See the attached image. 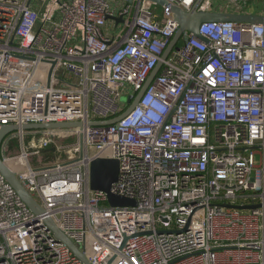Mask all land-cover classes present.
<instances>
[{
    "label": "built area",
    "instance_id": "2783aa9c",
    "mask_svg": "<svg viewBox=\"0 0 264 264\" xmlns=\"http://www.w3.org/2000/svg\"><path fill=\"white\" fill-rule=\"evenodd\" d=\"M167 2L159 15L148 0H0V128L84 123L62 161L30 163L51 130L2 155L43 213L0 172V264H83L48 219L91 264H264V25L203 23L164 59L171 6L197 0ZM159 65L127 116L87 125L124 113ZM99 158L118 161L111 193L135 206L91 189Z\"/></svg>",
    "mask_w": 264,
    "mask_h": 264
},
{
    "label": "water",
    "instance_id": "95a60500",
    "mask_svg": "<svg viewBox=\"0 0 264 264\" xmlns=\"http://www.w3.org/2000/svg\"><path fill=\"white\" fill-rule=\"evenodd\" d=\"M161 7H170L167 0H148ZM206 0H197L196 4L190 11H184L180 7L171 6L174 13L175 20L179 24V29L167 47L163 57L166 59L173 49L178 48L179 41L186 33H191L194 36L200 37V27L206 22H234L264 25V15H254L245 13H227L216 11H202L201 7ZM109 20H114L117 24L124 22L122 18L110 17ZM160 65L152 72L149 80L144 88L137 94L133 101H128L129 106L124 113L118 117L107 120H91L87 123L88 126H110L117 124L125 116H127L139 103L143 93L150 85L151 81L160 70ZM84 127L82 122H69V123H51V124H28L24 125V131H46L52 129H75ZM18 126H7L0 128V172L7 180V182L16 190L24 203L30 208L35 215H41L43 209L36 199L25 189L18 179V173L14 171L8 164H6L2 157L1 147L4 139L12 133L19 132ZM119 177V163L113 159H95L91 163L90 186L94 191H103L108 195L110 205L115 207H131L135 206L136 202L132 199L117 196L111 193V187L118 181ZM256 208L253 207H245ZM47 226L53 231L55 238L65 243L72 252L82 261L83 264H91L86 255L78 248L69 238H67L59 229L58 225L52 220L46 221ZM115 258H112L108 264H112Z\"/></svg>",
    "mask_w": 264,
    "mask_h": 264
},
{
    "label": "rangeland",
    "instance_id": "374dc122",
    "mask_svg": "<svg viewBox=\"0 0 264 264\" xmlns=\"http://www.w3.org/2000/svg\"><path fill=\"white\" fill-rule=\"evenodd\" d=\"M132 2V0H130ZM235 3V0H214L213 5L209 8V11H216V12H229L228 10L231 9L232 5ZM120 4V2H118ZM248 4L252 5L256 9V13H261L264 7L263 0H248ZM157 13L161 15L162 7L158 5ZM121 29V26L118 28L114 27V24L109 21L108 25L105 30L109 31L111 34H116ZM183 44V38L179 41V45ZM47 71V66L42 65L40 68L39 76L44 75ZM126 101V100H124ZM52 132L57 138L56 143H53L49 148L40 150L39 154L30 157V163L32 166L36 165H48L51 163H55L58 161H62L65 159V156L62 152L58 151L57 149L61 145L71 144L75 138L74 130L73 129H52ZM46 131H38V132H25L23 139L20 136V133H12L8 136V138L14 144V150L11 152V156H18L22 153V144L24 145L27 151H31V144H39L41 139L45 137ZM57 150V151H56Z\"/></svg>",
    "mask_w": 264,
    "mask_h": 264
},
{
    "label": "crops",
    "instance_id": "0c3cea01",
    "mask_svg": "<svg viewBox=\"0 0 264 264\" xmlns=\"http://www.w3.org/2000/svg\"><path fill=\"white\" fill-rule=\"evenodd\" d=\"M214 0H210L211 6L213 5ZM227 13H245V14H254V15H263L264 7L261 13H256V9L254 6L248 4V0H235V3L232 5L231 9L228 10ZM224 12V11H221ZM113 23V22H112Z\"/></svg>",
    "mask_w": 264,
    "mask_h": 264
},
{
    "label": "flooded vegetation",
    "instance_id": "af4514ba",
    "mask_svg": "<svg viewBox=\"0 0 264 264\" xmlns=\"http://www.w3.org/2000/svg\"><path fill=\"white\" fill-rule=\"evenodd\" d=\"M8 137H6L2 143V147H1V152L2 155L3 154H10L13 150H14V144L12 143V141L9 139Z\"/></svg>",
    "mask_w": 264,
    "mask_h": 264
}]
</instances>
